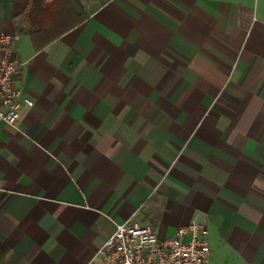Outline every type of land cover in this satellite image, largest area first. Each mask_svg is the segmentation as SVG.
<instances>
[{
	"label": "crops",
	"instance_id": "obj_1",
	"mask_svg": "<svg viewBox=\"0 0 264 264\" xmlns=\"http://www.w3.org/2000/svg\"><path fill=\"white\" fill-rule=\"evenodd\" d=\"M32 3L0 0L34 102L0 121V264H97L127 221L264 264V0H71L39 51Z\"/></svg>",
	"mask_w": 264,
	"mask_h": 264
},
{
	"label": "built area",
	"instance_id": "obj_2",
	"mask_svg": "<svg viewBox=\"0 0 264 264\" xmlns=\"http://www.w3.org/2000/svg\"><path fill=\"white\" fill-rule=\"evenodd\" d=\"M14 40L11 34H0V121L11 125L17 123L23 106H34L17 85L21 63L14 59ZM207 235L208 230L195 223L180 228L174 237L160 239L151 228L127 221L106 240L97 264H209Z\"/></svg>",
	"mask_w": 264,
	"mask_h": 264
},
{
	"label": "trees",
	"instance_id": "obj_3",
	"mask_svg": "<svg viewBox=\"0 0 264 264\" xmlns=\"http://www.w3.org/2000/svg\"><path fill=\"white\" fill-rule=\"evenodd\" d=\"M71 8V0H33L28 34L37 51L80 23Z\"/></svg>",
	"mask_w": 264,
	"mask_h": 264
}]
</instances>
